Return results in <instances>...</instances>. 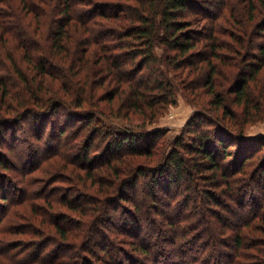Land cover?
I'll return each instance as SVG.
<instances>
[{
    "label": "trees",
    "instance_id": "16d2710c",
    "mask_svg": "<svg viewBox=\"0 0 264 264\" xmlns=\"http://www.w3.org/2000/svg\"><path fill=\"white\" fill-rule=\"evenodd\" d=\"M0 40V264H264V0H0Z\"/></svg>",
    "mask_w": 264,
    "mask_h": 264
},
{
    "label": "rangeland",
    "instance_id": "374dc122",
    "mask_svg": "<svg viewBox=\"0 0 264 264\" xmlns=\"http://www.w3.org/2000/svg\"><path fill=\"white\" fill-rule=\"evenodd\" d=\"M2 5V4H1ZM0 40V45H1ZM3 44V43H2ZM8 46L10 47H1L0 46V55L2 54L4 58H6V54H15L19 51H13L11 48L13 47V43L9 42ZM7 49L10 51H7ZM194 109V107L183 97L181 91L177 94V101L176 104H171L167 109L164 110V113L158 117V121L150 123L146 127L150 129V127H157L160 125H167L168 133L167 136L170 138H173L175 136H178L184 127L183 124H185L188 120L189 115L191 114V110ZM123 122V121H119ZM207 126V125H206ZM211 127V126H210ZM244 133L248 137H254V136H264V115L262 118L256 120L255 122L251 124H247L244 127ZM254 145V144H253ZM252 147V145H249ZM1 148V147H0ZM231 150V149H230ZM234 150V149H233ZM2 152H6V148H1ZM191 194L196 195L198 192V189H193L190 191Z\"/></svg>",
    "mask_w": 264,
    "mask_h": 264
},
{
    "label": "crops",
    "instance_id": "0c3cea01",
    "mask_svg": "<svg viewBox=\"0 0 264 264\" xmlns=\"http://www.w3.org/2000/svg\"><path fill=\"white\" fill-rule=\"evenodd\" d=\"M162 126H164V127H165V126H167V125H162ZM168 127H169V126H168Z\"/></svg>",
    "mask_w": 264,
    "mask_h": 264
}]
</instances>
